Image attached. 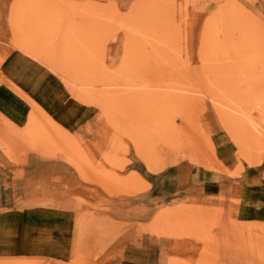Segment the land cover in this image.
I'll list each match as a JSON object with an SVG mask.
<instances>
[{"label": "rangeland", "instance_id": "1", "mask_svg": "<svg viewBox=\"0 0 264 264\" xmlns=\"http://www.w3.org/2000/svg\"><path fill=\"white\" fill-rule=\"evenodd\" d=\"M29 153L69 166L66 250L0 264H264V219L200 177L264 158V0H0V170L44 187Z\"/></svg>", "mask_w": 264, "mask_h": 264}, {"label": "crops", "instance_id": "2", "mask_svg": "<svg viewBox=\"0 0 264 264\" xmlns=\"http://www.w3.org/2000/svg\"><path fill=\"white\" fill-rule=\"evenodd\" d=\"M221 158V169L232 171L236 163L230 162L232 159H229V154H223ZM58 164L63 165L64 170L54 169L53 172H44L43 176L36 175L34 172L40 165V157L33 153L28 154L24 174H28V177L35 174L37 180L43 181L44 187L32 185L24 178L17 181L14 175L0 170V238L12 241L25 254L49 253L60 256L59 252L66 250L73 216L70 209L61 207L62 199L52 191L53 188L46 185L50 177H58L59 184L67 181L69 166L65 163H55V166ZM244 172L243 180L226 177L225 171L220 173L217 170L204 172L200 177H203L207 192L216 183L223 184L227 181L224 194L227 198L236 200L235 212L241 219H264V158L259 163H245ZM192 173L194 172L181 164L177 165L167 179L180 184ZM194 176H198L197 173Z\"/></svg>", "mask_w": 264, "mask_h": 264}]
</instances>
